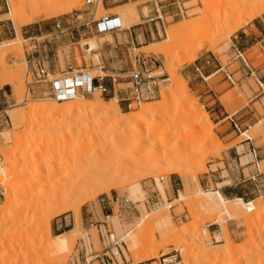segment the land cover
Here are the masks:
<instances>
[{"label": "rangeland", "instance_id": "obj_1", "mask_svg": "<svg viewBox=\"0 0 264 264\" xmlns=\"http://www.w3.org/2000/svg\"><path fill=\"white\" fill-rule=\"evenodd\" d=\"M14 1L20 3L23 0ZM84 1L78 0L75 5H70L60 0L54 6L58 15L42 14L21 20L14 17L13 11L10 13V0H0V26H5L0 28V264H67L76 241L86 235H89L93 249L100 251L95 225L103 222L107 215L111 216L101 199L116 195L127 196L136 207L131 214L122 216L124 221L117 217V208L114 207L115 214L108 219L116 236L127 228L136 227L122 248L126 261L123 259L122 263L117 256L120 264H165L162 259L166 257H172L173 264H186L180 259V254L195 256L191 264H225V260L214 262L208 259V255L221 251L225 245L233 249L230 257L242 260L239 264H264V216L257 218L252 215L254 213L243 215L244 211H238L240 216L237 218H228L220 211L204 213L199 209V202L207 199L192 194L199 188L204 191L227 190L234 191L245 202L258 204L264 201V93L260 86V83L264 86V41L244 54L253 74L243 68L233 48L243 51L242 48L256 42L254 38L260 40L264 36V0H221L208 11L202 7L201 0H113L108 6L102 4L103 9L98 5L87 7ZM236 3H243V7L234 10ZM133 9L139 15L138 20L126 23L120 32L98 34L94 27H77L78 23H75L72 38L67 34L61 39H51L46 46L49 71L54 70L60 75L68 66H83L89 70L101 66L106 72L104 83L113 84L115 92L106 96L96 92L85 96L86 101L90 103L100 99L109 105L116 99L120 112L130 118L140 109L139 104L130 105L125 100L130 87L125 74L138 66L135 63L138 55L153 57L155 63L147 61L146 67L159 81L158 92L154 98L141 102L161 100V89L169 88V82L182 77L192 99L207 115L209 125L206 128L212 129L213 138L207 139L205 128L196 127V117L176 122L173 105L167 104L163 112H155V122L148 121V118L143 129L136 133L140 138L136 136L135 142L139 140L142 150L138 159L146 165L144 163L158 154L178 156L181 161L185 160L182 166L184 176L172 174L163 165L154 168L155 172L153 169L148 173L144 170L145 173L140 172V175L138 171L140 176L123 183L120 189L106 186L101 191H94V198L81 206L80 223L77 225L75 213L62 212L56 202L64 190L63 182L69 165L77 162L79 167L81 154L71 144L75 134L62 136L65 124H55L62 116L47 118L45 115L41 121L28 117L38 101L54 98L43 94L44 86L35 84L32 74H27L26 58L30 52L27 39L52 32L57 17L74 12L82 13L83 18L90 17V13L95 19L109 15L120 18L125 11ZM217 20L223 24L215 36L207 34L194 42V45L205 42L204 47L176 57L179 43L173 49L170 62L160 51L166 44V32L170 29L178 30L193 23L195 27L187 30L185 39L197 28ZM244 34L251 38L246 45L244 39H240ZM75 41L79 43L72 44ZM92 44L96 49L84 53ZM94 55H98L99 64L95 62ZM190 57L193 60L188 63L187 58ZM205 58L211 60L209 66H203ZM196 67L201 68L204 78L196 72ZM20 68H24L22 78L13 87L12 75ZM220 68L222 70L217 72ZM226 74L233 77V83L227 80ZM31 81L33 84L28 91L26 82ZM228 116L239 124L240 133L233 129L229 118H226ZM252 149L258 156V167L250 162ZM119 157L125 159V154ZM180 194L188 195L185 201L166 209V203ZM187 203L194 205L189 207ZM231 206L229 212L233 214ZM165 211L169 225L162 234L156 224L162 215L165 217ZM140 220L144 225L139 226ZM184 229L186 235L178 237ZM206 229L210 230V236L203 234ZM211 232L223 236L221 242H216ZM61 234H64L68 246L65 251L57 252L53 244L57 241L55 237ZM171 242L174 243L166 245ZM186 243L190 247L183 249Z\"/></svg>", "mask_w": 264, "mask_h": 264}, {"label": "bare ground", "instance_id": "obj_2", "mask_svg": "<svg viewBox=\"0 0 264 264\" xmlns=\"http://www.w3.org/2000/svg\"><path fill=\"white\" fill-rule=\"evenodd\" d=\"M59 1L60 0H23L22 2L17 3L14 0H10L11 2L10 13L12 14L14 12L13 14L16 19H21V18L28 19L31 17L33 18V17L41 16L42 14L45 16H49V15L54 16V15H58L57 14L58 12L56 9H54V6ZM61 1L70 5L71 4L73 5L75 2H78V0H61ZM220 2L221 0H201V5L205 9V11H208L212 7L214 8L215 6H217V4H219ZM97 5L100 6L101 9H103L101 1H98ZM234 6H235L234 10H238L241 9V7H243V3L242 4L236 3ZM60 13L61 12H59V14ZM138 18L139 15L134 9L127 10L120 17L121 25L123 27V25H126V23H130L131 21L138 20ZM222 24L223 23L218 20L217 22H209L207 25L197 28L196 31H194L189 35L190 37L189 36L185 37V39L183 37L186 35L187 30L195 27L193 23L186 27H180L178 30L170 29L169 31L166 32V44L160 48V51L165 54L164 56L166 57L167 61L170 62L171 59L173 58L172 57L173 49H176L175 48L176 45L180 43V46L177 49L178 51H176V57L180 55L182 56L188 55L191 52H193V50L196 51L206 45L205 42H200L197 45L196 44L194 45V42H196L197 38H200L201 36L207 34L215 36V34H217ZM182 38L184 41L182 40ZM180 39L183 42L182 41L179 42L178 40ZM95 46H96L95 44H92L90 46V51L94 50ZM157 50L159 51V49ZM93 57L95 62L99 64L98 55H94ZM192 57L187 58L188 63L192 62L191 61L193 60ZM23 70L24 68H20L19 70H17L15 74L12 75L13 87H15V84L19 81V79L22 78L21 76L23 74ZM94 70L100 76H104L106 74V72H104L101 66H97V68ZM94 70H91L92 76H96ZM167 70H169L170 73L173 72L172 70H170L169 67ZM169 81L170 80H168L167 82ZM172 81L173 82H169L170 84L169 88L163 87V89H161L163 90V96L161 100L155 102H143V103L139 102L138 104L140 110L130 118H126L125 115H123L120 112L116 99H113L109 103V105H107L108 103H105L103 100L100 99L93 102L90 101L89 103L86 101V98L82 95H76L74 98L64 101H57L56 99L41 100L38 101L28 113V117L31 119L34 118L33 120L35 121L44 120L45 115L47 118L49 116L52 117V115L62 116L60 117V119L55 121L56 125L65 124L63 127V133H61L62 136L66 135L67 133L68 134L74 133L76 136L72 138L74 142H72L71 144H74L75 146L74 149L77 147L79 154H81L79 157L81 161L79 164L80 168L77 166V162L73 163L72 165L71 164L69 165V171L65 175V179L63 182L64 190H62L61 188L62 193L59 195V198L57 199L56 203L59 205L58 208L62 212L73 211L75 213L74 215L77 225H79L80 223L79 211L81 209V206L85 202L91 201V199L94 198L95 195V194L93 195L94 191L95 193L98 190L101 191L103 188H106V186H116V188L120 189V186L123 183L126 184V182L128 181L131 182L132 179L134 180L136 179V177L140 176L141 175L140 172H143L145 170L146 173H148L147 171L150 169L151 170L153 169L152 172H155L156 170H154V168L156 169V167H161L163 165H166L172 174L174 173L180 176H184V170L182 166L185 160L182 159L184 162L181 161L178 156L177 157L169 156L166 153H164V156L158 154L156 157L152 158V160L150 159L148 162L144 163L146 165L141 164L140 158L138 159V155L142 151L140 145L141 143L139 142V140L136 142L135 140L137 138H140L138 134L141 131V129H143L142 128L143 123H145L148 118H149L148 121L155 122L157 115L155 112L157 111L163 112L166 109L167 104L171 103V105H173L172 112L175 116L176 122L177 121L183 122L185 121L184 119L187 120L189 118L196 117L197 118L196 127L200 129L205 128L204 135L207 139L213 136L212 129L206 128L209 125V120L207 115L203 113V110L200 107V105L192 99L184 79L180 77V79L176 81L175 80ZM55 133L56 132H54V134ZM39 136H41V134ZM136 136L138 137L136 138ZM55 137L57 138V136ZM61 139H63V137H61ZM121 154H125V159L119 157ZM130 158L131 160L129 161ZM40 167H38L37 169H39ZM59 167L60 166H58V168ZM77 167L79 169H77ZM137 172L138 174L140 173V175H137ZM157 174H155V176ZM192 194L196 197L202 196L207 199L205 201L199 202L200 205L199 209L204 213L212 214L216 211L217 212L220 211L223 215H226L228 218H237L238 216H240V214L238 215L237 212L244 211L243 215L254 213L252 215H256L257 218L264 216V201L262 203L259 202L258 204H255L256 202L254 201L244 202L240 198H233L229 200L224 198L219 191H204L200 188L197 189V191ZM186 195L180 194L179 197L174 199L172 202L166 203L165 208L169 210L174 204L179 203L180 201L183 200L185 201ZM231 204L233 206L232 209L233 214L229 212L230 210L229 206H231ZM192 205H194V203L188 204L189 207H191ZM167 214L168 213L165 211L164 212L165 217H163L162 215V218L160 217L161 218L160 221L157 222L156 224L157 229L160 230L162 234L166 232V229L169 225V217ZM112 218L113 217H109L108 219H112ZM145 219L148 220V218L146 217ZM140 221L141 223H139V226L144 225L142 224L143 220ZM137 228L140 227L137 226ZM134 229H136V227ZM186 233L187 231L184 229L178 234V237H182L186 235ZM203 234L205 236H210V232L207 229L204 231ZM222 238L223 236H221L220 234L214 233V239L216 242H221ZM55 240H57L53 244L55 251L63 252L67 249L68 241L64 239V234L56 236ZM173 243L174 242H171L166 245ZM184 245H183L184 246L183 249L190 247V245L189 244L187 245V243ZM236 248H234V250ZM232 250L233 249H230L228 245H225L221 251L217 253H213L212 255H208V259H211L214 262H218L219 260L222 261L225 260V264H239L238 262L242 261L240 258H238L240 260L238 259L236 260L235 258L229 256V253ZM194 257L195 256H192V254H180V259L183 260L186 264L193 263V260H195ZM163 262L165 264L166 263L173 264L172 257H166L163 260Z\"/></svg>", "mask_w": 264, "mask_h": 264}, {"label": "built area", "instance_id": "obj_3", "mask_svg": "<svg viewBox=\"0 0 264 264\" xmlns=\"http://www.w3.org/2000/svg\"><path fill=\"white\" fill-rule=\"evenodd\" d=\"M98 1L102 2V0H85L84 5L93 7L97 5ZM6 6L9 7L7 2ZM75 23H78L76 25L77 27H86L89 29L94 27V30L98 34H112L123 30L120 18L116 15L102 16L95 19L93 13H90V17L83 18L82 13L74 12L65 17H57L54 20L52 32L38 37L31 36L27 39L30 41V52L27 54L26 58L27 74H32L35 84L44 86V88H42L43 94L49 95L57 101L70 100L76 95L85 97L94 94V92H99L100 95L103 96L109 93V88L104 83L105 77L99 75L92 76L91 70L86 67L68 66L67 70H62L60 75H57L54 70L52 72L49 71L46 65V46L50 44L51 39H61L67 34L71 35L72 38L75 27L73 24ZM78 43L79 41H75L72 44ZM85 45L86 44H84V46ZM233 48L237 59H240V62L244 65L243 68L250 74H253L251 66L244 57V51H240V49L234 46ZM88 52H90L89 47L84 50V53ZM147 61L150 64H154L156 60H154L153 57H140L138 55L135 61L138 66L132 67L131 70L125 74L130 84L128 96L125 100L129 101L130 105L132 103L138 104L141 101L150 100L154 98L158 92L159 81L156 76L152 75L151 70L146 67ZM210 62V59L205 58L203 66H209ZM195 70L204 78L201 68L196 67ZM221 70L220 68L217 72ZM225 76L229 82H234L230 74H226ZM112 81H115V79H112ZM32 84V81L26 82L28 91H30V85ZM260 86L264 93L263 84L260 83ZM112 90L115 92L113 84ZM226 118H229L233 129L240 133L241 128L239 124L232 119L231 116ZM250 155L252 156L250 162L258 167L259 161L255 149L250 151ZM160 179L162 180V178ZM252 179H254V177H252ZM101 203L106 204L111 213V216L107 215L103 222H100L99 225H95L98 231V240L101 245V250H94L89 235H86L84 238H79L76 241L67 264H120L117 260V256H122V263L123 259L125 260L122 248L126 246L125 242L131 235L135 226L123 230L120 235L116 236L112 223L108 221V218L114 216V207L117 208L116 215L121 220H123V215L131 214L136 210V207L127 196L119 197L116 195L110 198L106 196L101 199ZM91 226L93 227V225Z\"/></svg>", "mask_w": 264, "mask_h": 264}, {"label": "crops", "instance_id": "obj_4", "mask_svg": "<svg viewBox=\"0 0 264 264\" xmlns=\"http://www.w3.org/2000/svg\"><path fill=\"white\" fill-rule=\"evenodd\" d=\"M111 1H113V0H102V4L103 5H105V6H108L109 5V3L111 2ZM3 28V27H5L4 25H2V26H0V28ZM256 28V30L261 34V31H259V29L257 28V27H255ZM247 36L244 34L240 39H244L243 40V43H245V45L246 44H248V41H250V37L249 38H246ZM254 40H256V42L254 43V44H252L250 47H246V48H242V50L244 51V53H246L249 49H251L253 46H255V45H257V44H259V43H262L263 41H264V36L262 37V39H260V40H257V37L256 38H254ZM108 88H109V93H108V95H110L111 93H114V91L112 90V85H108L107 83L105 84ZM172 188V190H173V192H174V189H173V187H171ZM220 192V194L224 197V198H226V199H233V198H240V199H242L243 201H244V198L243 197H238L235 193H234V191H227V190H220L219 191ZM233 196H235V197H233ZM231 197H233V198H231ZM245 202V201H244ZM103 212V211H102ZM56 230H58V228H56ZM209 232H210V230H209ZM214 233V232H213ZM59 236V235H58ZM120 259L122 260V258H121V256H120Z\"/></svg>", "mask_w": 264, "mask_h": 264}]
</instances>
